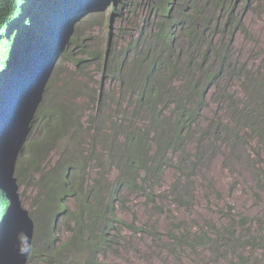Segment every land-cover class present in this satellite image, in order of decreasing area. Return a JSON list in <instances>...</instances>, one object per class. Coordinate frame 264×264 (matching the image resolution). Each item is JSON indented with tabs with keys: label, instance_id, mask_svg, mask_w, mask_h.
<instances>
[{
	"label": "trees",
	"instance_id": "16d2710c",
	"mask_svg": "<svg viewBox=\"0 0 264 264\" xmlns=\"http://www.w3.org/2000/svg\"><path fill=\"white\" fill-rule=\"evenodd\" d=\"M253 2L264 4L152 0L131 30L120 27L124 44L113 41L120 28L99 42L72 36L62 62L41 79L43 92L16 162L17 186L34 189L24 202L33 243L26 264H105L102 255L137 234L153 246L166 237L173 248L194 252L232 248L226 264H247L242 250L264 240L249 222L264 223L263 215H238L237 230L227 205L228 224L188 230L176 220L160 233L136 216L124 220L118 208L136 195L163 213L159 196L167 170L173 179L166 197L191 206L197 171L215 151L229 159L249 150L264 179V52L251 64L231 55L235 32H247L242 11ZM27 9L28 0H8L3 16L18 22ZM5 30L0 26V65L11 52ZM209 91L220 107L202 123Z\"/></svg>",
	"mask_w": 264,
	"mask_h": 264
},
{
	"label": "rangeland",
	"instance_id": "374dc122",
	"mask_svg": "<svg viewBox=\"0 0 264 264\" xmlns=\"http://www.w3.org/2000/svg\"><path fill=\"white\" fill-rule=\"evenodd\" d=\"M112 1L108 0L97 8V13L91 16L95 18V23H91L92 19L84 20L72 28L70 33L76 34L77 38L78 34H86L93 41L99 42L98 39L102 40L106 37L110 29L116 34L118 27L131 30L130 22L137 19L136 15L132 16V12L126 11V7L121 6L120 0L116 2L118 8L113 11L109 6ZM147 2L148 0H139L134 4L133 12L137 10V15L140 14V9L146 12L149 6ZM241 19L247 32L239 30L235 32L231 49L232 58L247 64L257 63L264 52V4L253 2L249 8L243 9ZM123 33L126 31L120 28V36L113 41L119 40V44H124L126 34ZM94 73L99 76V72L94 71ZM105 83L110 84L108 81ZM231 87L235 92L238 91L235 85ZM211 92L209 91L207 96L209 101L204 109L202 123L212 117L214 110L220 107ZM245 141L249 139L246 138ZM253 160L257 161V157H253L247 149H240L236 156L229 159H223L219 151L212 152L205 159L200 171H197L193 187L197 196L191 206L180 207L172 202L170 197H166L168 184L173 179L172 171L167 170L164 174V188H161L165 190L160 192L159 196L164 206L163 213L152 211L144 204L141 197L130 195L124 206L118 208V214L129 222L133 216H136L138 224L152 225L157 231L164 233L176 220L182 221V225L188 230L208 225L209 222L217 225L228 224L231 222V216L230 213L225 214V211L227 205H232L236 215L234 222L237 224L236 229L239 230L240 226L236 221L238 215L246 214L250 220L258 215H263L264 218V179H259L255 173ZM33 192L31 186H21L18 190L20 201L25 203L31 201ZM249 226L254 231L261 228L264 234V223L258 224L253 220L249 222ZM21 230L26 231L25 227L19 229ZM128 236L120 241L114 251H108L101 256L105 264H226L230 257L233 258L232 248L228 249V254L222 248L217 249L215 246L214 249L206 246L194 252L190 248H173L166 237H162L161 246H153L146 235ZM258 243L256 248H246L241 251L247 257V264H253L255 261L257 264H264V240Z\"/></svg>",
	"mask_w": 264,
	"mask_h": 264
},
{
	"label": "clouds",
	"instance_id": "9594fccd",
	"mask_svg": "<svg viewBox=\"0 0 264 264\" xmlns=\"http://www.w3.org/2000/svg\"><path fill=\"white\" fill-rule=\"evenodd\" d=\"M29 1L25 17L8 22L3 16L8 0H0V26H6L5 39L11 44L10 55L0 65V264H26L33 251L28 207L20 201L15 176L18 154L42 92L41 79L62 62L74 35L70 30L92 18L108 0ZM118 1L109 5L113 11ZM120 1L132 16L137 15V10L129 9L139 0ZM0 50L5 51L1 45ZM22 227L26 231H19Z\"/></svg>",
	"mask_w": 264,
	"mask_h": 264
},
{
	"label": "bare ground",
	"instance_id": "6f19581e",
	"mask_svg": "<svg viewBox=\"0 0 264 264\" xmlns=\"http://www.w3.org/2000/svg\"><path fill=\"white\" fill-rule=\"evenodd\" d=\"M85 1V0H84ZM83 3H86V2H83Z\"/></svg>",
	"mask_w": 264,
	"mask_h": 264
}]
</instances>
